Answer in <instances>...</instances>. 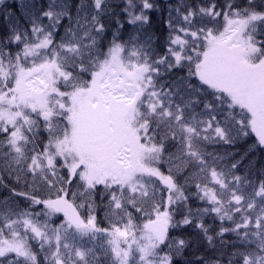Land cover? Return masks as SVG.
<instances>
[{
  "label": "snow or ice",
  "instance_id": "obj_1",
  "mask_svg": "<svg viewBox=\"0 0 264 264\" xmlns=\"http://www.w3.org/2000/svg\"><path fill=\"white\" fill-rule=\"evenodd\" d=\"M0 264H264V0H0Z\"/></svg>",
  "mask_w": 264,
  "mask_h": 264
}]
</instances>
